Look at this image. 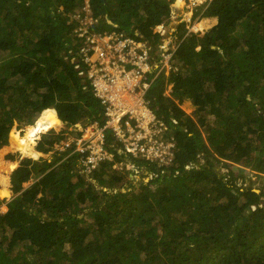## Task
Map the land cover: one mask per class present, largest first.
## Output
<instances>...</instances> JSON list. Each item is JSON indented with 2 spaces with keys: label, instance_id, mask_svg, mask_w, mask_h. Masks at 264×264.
Masks as SVG:
<instances>
[{
  "label": "trees",
  "instance_id": "16d2710c",
  "mask_svg": "<svg viewBox=\"0 0 264 264\" xmlns=\"http://www.w3.org/2000/svg\"><path fill=\"white\" fill-rule=\"evenodd\" d=\"M83 2L0 0V178L7 188L0 200L17 195L0 213V264H264V192L237 182L246 169L264 175V0H209L195 17L216 18L215 26L203 36L187 35L185 23L174 32L177 71L162 72L147 93L167 128L161 137L176 144L170 164L132 159L109 138L114 163L90 179L78 155L58 150L70 128L103 114L71 61L79 40L70 14ZM172 3L89 0L97 19L90 30L138 33L155 47ZM185 100L196 118L181 109ZM53 109L67 129L35 125ZM16 122L42 133L37 150L38 136L29 144L30 157H55L20 166L5 147ZM116 163L124 172L112 169ZM132 164L160 168L137 189L115 193ZM219 164H230L227 174Z\"/></svg>",
  "mask_w": 264,
  "mask_h": 264
},
{
  "label": "built area",
  "instance_id": "2783aa9c",
  "mask_svg": "<svg viewBox=\"0 0 264 264\" xmlns=\"http://www.w3.org/2000/svg\"><path fill=\"white\" fill-rule=\"evenodd\" d=\"M88 1L82 7L83 19L78 20L81 25L74 29L79 46L71 51V61L79 75L88 81L85 87L99 100L103 114L101 120H89L82 128L78 125L80 136L66 139L59 149L78 155L80 169L90 173L89 176L106 161H113L114 154L107 144L109 138L114 140L110 147H118L119 152L132 159L159 163L172 154L167 162L170 163L175 155V141L171 135L168 140L162 139L167 128L152 111L147 93L162 72L169 74L177 69L172 63L177 51L174 33L163 37L158 29L166 24L159 26L155 33L160 35V41L155 47L137 39L138 33L137 37L117 31L94 33L90 27L96 25L97 19ZM191 1L195 6V0ZM191 32L194 31L190 28L187 35ZM167 145L170 146L165 153ZM119 165L123 169V164Z\"/></svg>",
  "mask_w": 264,
  "mask_h": 264
},
{
  "label": "rangeland",
  "instance_id": "374dc122",
  "mask_svg": "<svg viewBox=\"0 0 264 264\" xmlns=\"http://www.w3.org/2000/svg\"><path fill=\"white\" fill-rule=\"evenodd\" d=\"M88 0H84L83 2V7L85 5V3H87ZM207 1L209 0H195L196 5L193 6V2L191 0H173V3L171 4L173 11L171 14V18L169 23H167L166 28L164 30H162V32L160 33L163 37H166L168 35H172L174 32H177L178 27L180 25H182L183 23L186 24L188 31H190V28L193 29L194 32L192 33H196L200 36H203L205 34V32H207L209 29H211L213 26V23H215L217 21H215V19L213 21H207L206 25L197 27L196 25L199 26V24H204L203 22L206 21V19H200L198 16L195 17V13L197 11V8L202 6L204 3H207ZM89 2V1H88ZM85 10L82 9H77L76 11H74L73 13L70 14L71 17V23L73 26V29H75L76 26H78L77 24L81 25L80 22H78V20H82L83 18H80L82 16H84ZM175 14V16H174ZM215 21V22H214ZM175 29V30H174ZM156 31V30H155ZM161 31V28L158 29V32ZM188 33V32H187ZM172 38V36H169ZM174 37L177 39V37L174 34ZM72 43V42H71ZM178 43V41H177ZM74 44V43H73ZM174 71H177V69H175ZM172 86H170V90H171ZM170 90L168 89V91L166 93H169ZM181 109L189 116H195V111H196V107L192 104V102L190 100H185L182 104H181ZM42 114V113H41ZM47 114V113H46ZM196 118V116H195ZM206 121L208 122L210 120V116L206 115L205 116ZM89 120H85V122H88ZM84 121L79 123L78 125L85 123ZM37 123H35L36 125ZM39 124V122H38ZM40 125V124H39ZM78 125L74 128H70L69 130L72 133L71 137H69L68 140L73 139L76 136L77 131H79L78 129ZM201 125V123H200ZM30 127L28 126H23V127H19L18 122H16L11 130L12 133H10V141L8 142V144H5V147L7 148H11V154L13 152H15L16 154H18V157H20V166L24 161V157L25 159H33V160H40L41 158L43 159H53L55 156L54 153H49V154H44L41 153V156L38 158H32L30 157V153H31V149H30V143L33 141L34 137H35V133H30L32 130H29ZM64 129H67V127L63 124L61 127H55L54 130H56L57 132L62 131ZM52 130V129H51ZM42 133L38 134V138L35 140V149L37 150V144L38 141L40 140V136ZM13 136L14 137V141L12 140ZM36 136V137H37ZM163 136V135H162ZM33 138V139H32ZM32 139V140H31ZM163 139V137H162ZM68 140H64L62 142V144L60 145V147H62L64 145V143ZM19 147V149L16 147V145ZM170 143V142H169ZM167 143V144H169ZM170 145H167V147L165 148V153L168 152V147ZM59 147V148H60ZM58 148L59 151H61ZM174 148V147H173ZM175 148H176V144H175ZM169 156V158L161 160L159 163V165H161V167L166 166L167 162L171 160L172 158V154H167ZM38 156V155H37ZM107 162V161H106ZM111 162V161H108ZM111 163H114V156H113V161ZM170 164V163H169ZM134 165V164H132ZM229 165L230 164H219L216 167V170H221V173H225L227 174V170L224 169V166ZM135 168L132 170L129 166L127 168V170H130L129 176L127 177L126 181L124 183H122L121 185H119L118 187H120V190H115L114 192H121V193H127L129 191L135 190L137 189V187H139V185L144 181V182H148L150 181V179H152V176H154V174L152 172H156V169L160 168V166L158 168H156L155 170H145V168H140L136 165H134ZM234 168L240 170L239 167L233 166ZM80 169V167H79ZM112 169H117L119 172H124V168L122 169V165H119V163H116L113 165ZM133 171V173L131 172ZM81 174L84 175V177H86L87 179H90L91 177L89 176L90 173L88 172H84L82 169H80ZM252 176L249 177V179L251 178V180L253 181V184H251V186L248 185V180L246 179L245 174L248 173ZM243 176L241 179L237 180L238 183H241L242 186H246L247 188H252L253 190L257 191V192H264V175H259L258 173H254L252 171L249 170H245L243 173ZM253 174V175H252ZM131 183H135L133 185V187L131 186ZM246 183V184H245ZM32 184V182L30 183H26L25 187H29ZM96 186H98L97 183H95ZM4 187L6 188V184H5V180L0 178V187ZM9 187L11 188V181L9 183ZM262 187V188H261ZM7 189V188H6ZM0 194L2 196H5V192L3 190L0 189ZM12 196V195H11ZM12 198V197H11ZM1 199V198H0ZM7 200H0V202L2 201V203L0 204V213H5L7 211V203L10 201V198H6Z\"/></svg>",
  "mask_w": 264,
  "mask_h": 264
},
{
  "label": "bare ground",
  "instance_id": "6f19581e",
  "mask_svg": "<svg viewBox=\"0 0 264 264\" xmlns=\"http://www.w3.org/2000/svg\"><path fill=\"white\" fill-rule=\"evenodd\" d=\"M177 1V0H176ZM200 26H203V24H199V28H200ZM55 109H53V110H49L48 112H47V114L44 116V117H42L39 121H36V126H38V127H61L62 126V121L61 120H59L60 118H59V116H58V113H57V111L55 112L54 111ZM46 111V110H45ZM38 122H39V124H38ZM87 123L88 122H85V123H82V124H80V127L82 128V127H84V126H86L87 125ZM53 128V129H54ZM29 130H31V129H29ZM32 130H34L35 131V129L33 128ZM12 133V132H11ZM35 136H36V131H35ZM35 138V137H34ZM33 139V138H32ZM31 139V140H32ZM34 140V139H33ZM32 143V142H31ZM18 148V147H17ZM19 149V148H18ZM39 155H41V154H39ZM12 197V196H11Z\"/></svg>",
  "mask_w": 264,
  "mask_h": 264
},
{
  "label": "crops",
  "instance_id": "0c3cea01",
  "mask_svg": "<svg viewBox=\"0 0 264 264\" xmlns=\"http://www.w3.org/2000/svg\"><path fill=\"white\" fill-rule=\"evenodd\" d=\"M205 19H206V21L203 22L204 23L203 25H206L207 21H210V20L213 21L215 19V21H216V18H205ZM215 24H217V21L215 23H213V25H215ZM196 26L198 27V25H196Z\"/></svg>",
  "mask_w": 264,
  "mask_h": 264
},
{
  "label": "water",
  "instance_id": "95a60500",
  "mask_svg": "<svg viewBox=\"0 0 264 264\" xmlns=\"http://www.w3.org/2000/svg\"><path fill=\"white\" fill-rule=\"evenodd\" d=\"M62 121V120H61ZM62 125H63V122H62ZM25 160V157L23 158ZM17 195L14 193V196H12V198H10L9 200H12L13 198H15ZM5 200V199H3ZM7 200V199H6Z\"/></svg>",
  "mask_w": 264,
  "mask_h": 264
},
{
  "label": "clouds",
  "instance_id": "9594fccd",
  "mask_svg": "<svg viewBox=\"0 0 264 264\" xmlns=\"http://www.w3.org/2000/svg\"><path fill=\"white\" fill-rule=\"evenodd\" d=\"M208 2V1H207ZM201 19V16H198Z\"/></svg>",
  "mask_w": 264,
  "mask_h": 264
}]
</instances>
